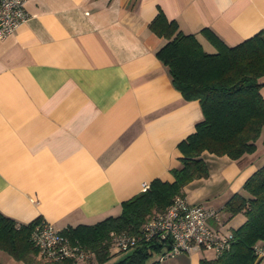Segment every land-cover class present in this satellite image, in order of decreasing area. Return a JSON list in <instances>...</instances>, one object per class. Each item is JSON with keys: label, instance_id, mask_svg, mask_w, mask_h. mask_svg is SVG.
Masks as SVG:
<instances>
[{"label": "crops", "instance_id": "1", "mask_svg": "<svg viewBox=\"0 0 264 264\" xmlns=\"http://www.w3.org/2000/svg\"><path fill=\"white\" fill-rule=\"evenodd\" d=\"M25 8L28 18L0 39V213L59 230L118 214L143 182L172 181L177 144L203 117L156 57L165 40L148 24L159 10L207 51L203 28L228 45L264 30V0H25ZM262 140L264 131L238 159L203 152L209 174L184 193L218 212L207 219L213 229L244 222L223 206L264 165ZM206 250L159 264H200L215 256ZM0 263L25 264L1 250Z\"/></svg>", "mask_w": 264, "mask_h": 264}, {"label": "trees", "instance_id": "2", "mask_svg": "<svg viewBox=\"0 0 264 264\" xmlns=\"http://www.w3.org/2000/svg\"><path fill=\"white\" fill-rule=\"evenodd\" d=\"M148 27L165 40L156 57L167 67L172 85L185 99L198 100L203 115L195 130L177 144L181 155L179 164L169 170L173 180L153 178L145 190L121 202L118 214L59 230L71 245L86 251L82 258L44 260L30 239L42 218L24 224L0 213V250L15 260L25 264H159L167 246L155 239L145 240V225L168 208L175 196L185 195L186 184L208 176L203 152L238 159L255 151L264 131L259 81L264 76V30L228 45L203 28L200 33L214 47L207 51L195 33L182 31L177 21L169 20L161 10ZM242 191L234 193L223 210L229 216L243 213L244 222L231 229L232 239L223 252L201 257L200 264H258L254 246L264 244V165L244 181ZM127 236L138 240L121 248L117 239Z\"/></svg>", "mask_w": 264, "mask_h": 264}, {"label": "built area", "instance_id": "3", "mask_svg": "<svg viewBox=\"0 0 264 264\" xmlns=\"http://www.w3.org/2000/svg\"><path fill=\"white\" fill-rule=\"evenodd\" d=\"M29 14L25 0H0V39L14 33ZM148 183L143 182L141 190ZM218 212L202 203H189L185 195H177L163 212L150 218L145 225L144 239L164 242V253L159 260L178 253H189L202 248L213 251V255L223 252L232 239L231 230L220 232L207 224L209 217L216 218ZM30 239L37 248L38 255L46 261L59 262L69 257H84L86 251L70 244L59 229L41 219L32 229ZM137 237L127 236L117 239L121 248L133 245ZM254 252L258 259H264V244H256Z\"/></svg>", "mask_w": 264, "mask_h": 264}, {"label": "rangeland", "instance_id": "4", "mask_svg": "<svg viewBox=\"0 0 264 264\" xmlns=\"http://www.w3.org/2000/svg\"><path fill=\"white\" fill-rule=\"evenodd\" d=\"M1 251H2V253L7 254V253H6L5 251H3V250H1ZM206 251L209 252L210 254H212V252H213L212 250H208V249H207ZM8 255H9V254H8ZM154 256H155V255H154ZM154 256H153V257H154ZM153 257H151V259H152ZM151 259L148 261V263L151 261Z\"/></svg>", "mask_w": 264, "mask_h": 264}]
</instances>
